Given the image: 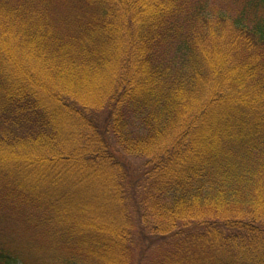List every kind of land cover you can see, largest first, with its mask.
Returning <instances> with one entry per match:
<instances>
[{"label": "trees", "instance_id": "obj_1", "mask_svg": "<svg viewBox=\"0 0 264 264\" xmlns=\"http://www.w3.org/2000/svg\"><path fill=\"white\" fill-rule=\"evenodd\" d=\"M215 1L0 0V264H264V0Z\"/></svg>", "mask_w": 264, "mask_h": 264}, {"label": "rangeland", "instance_id": "obj_2", "mask_svg": "<svg viewBox=\"0 0 264 264\" xmlns=\"http://www.w3.org/2000/svg\"><path fill=\"white\" fill-rule=\"evenodd\" d=\"M223 1V0H222ZM216 2V1H215ZM237 2L236 1H233V0H230V1H226V2H224V3H217L216 2V4H215V6L216 7H223V8H229V10L232 12V13H234V12H236V9H237ZM127 158L129 159V162H130V164H131V166L129 165V167H130V173L132 174V172H133V168H134V165L135 166H139L140 164H141V162H143V161H141V160H138V158H135V157H132V156H127ZM143 160V159H142ZM132 166H133V168H132ZM139 225H141L140 223H138ZM9 226L7 225V224H5V223H3V224H0V231L5 235L3 238H5V239H13V238H9V236L8 237H6L7 236V231L9 230ZM145 234V233H144ZM136 244V243H135ZM30 255V254H29ZM28 255V256H29ZM149 255V254H148ZM33 256H31L28 260L30 261V263H36L37 262V259L36 258H33Z\"/></svg>", "mask_w": 264, "mask_h": 264}]
</instances>
